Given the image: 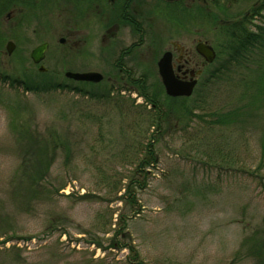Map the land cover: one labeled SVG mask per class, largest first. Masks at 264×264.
I'll use <instances>...</instances> for the list:
<instances>
[{"label": "rangeland", "instance_id": "374dc122", "mask_svg": "<svg viewBox=\"0 0 264 264\" xmlns=\"http://www.w3.org/2000/svg\"><path fill=\"white\" fill-rule=\"evenodd\" d=\"M247 1L226 7L241 15L260 0ZM51 2L35 4L34 20L27 16L34 23L19 30L17 55L6 50L12 34L0 35V76L19 80L0 77V264H264L255 254H264V92L256 72L264 56L209 81L211 69L225 64L230 19L213 7L207 18L194 9L188 26L182 21L193 17L189 10L178 17V45L196 55L197 40H206L217 59L194 68L203 73L191 97H161L179 115L156 134L139 116L143 97L109 83L108 19L83 18L91 4L83 0L72 21ZM99 9L101 16L107 7ZM262 17L264 11L250 17L245 28L256 32ZM68 27L90 46L67 66L90 57L104 82L64 78L59 40ZM159 28L164 38L172 33L167 24ZM43 42L50 43L47 73L29 59ZM144 59L133 75L162 89L149 50ZM232 118L237 122L227 126L219 121ZM54 131L60 140L45 145ZM43 145L48 154H30ZM149 145L157 161L141 165ZM30 155L41 156L40 186L24 184V173L34 172Z\"/></svg>", "mask_w": 264, "mask_h": 264}, {"label": "flooded vegetation", "instance_id": "af4514ba", "mask_svg": "<svg viewBox=\"0 0 264 264\" xmlns=\"http://www.w3.org/2000/svg\"><path fill=\"white\" fill-rule=\"evenodd\" d=\"M40 1L41 0H0V35H3L1 34L3 31L9 32V34H12L11 37L14 39V42L11 41L6 44V50L9 56L13 55L16 51V55L18 54L19 50H16L18 48V32L21 28L25 29L29 27L28 23L33 22L28 21L29 17L27 16H31L35 10L38 9V7L35 8V4H41ZM48 1H52V4L60 3L61 13L72 21L75 19L77 20V18L79 19V12L81 11L79 3L83 0ZM237 1L238 0H84V2H89V4H91L89 5V10L82 14L85 16L86 14L93 16V21H97L101 17L108 19L105 24L106 30L103 40L110 45L112 50L109 48V51L113 52V61L108 72L109 83L111 82L113 84L123 85L124 89H128V83L130 80L144 81L143 77L136 78L131 70L132 68H136V65L139 66L141 61L145 60L144 57H146L147 50L150 51V60H152L150 63L155 64L154 62H156L155 67L157 68V71L158 62L165 53L169 52L171 54V66L176 78L184 81L191 80L192 78L187 72L195 67H206L207 62H205L204 59H202V57L197 53L195 55L191 50L178 45V40H176L178 34L175 30H173L175 29L173 23H175L179 18H182V15L187 13L189 10L193 14V17L189 18L186 16L188 18H185L182 21L183 25L188 26L189 22H192L194 19V9L199 7L202 8H199V10H203L206 14L205 18L211 17L213 15H211L212 13L210 8L213 7L222 10L220 11V14H223L224 20L230 19L224 26H233L238 24V22L240 23L244 16L245 22H247L250 17L257 18L259 3L262 4L264 0H260L259 2L256 1L255 4L250 6L254 8L247 10L245 14H231L232 6L227 8L226 4H232ZM250 1L252 0H248L247 2ZM222 3L224 6L221 5ZM99 4L107 7L106 13L101 16L100 13L102 10L99 9ZM83 18H87V16ZM31 20H34L33 15L31 16ZM6 23L9 24V26H6ZM163 24H167L172 32L167 33L165 38L163 37L164 34H162V30L159 28H163ZM63 35L64 37L60 38L59 44L64 48L63 53L60 55L65 67L63 73L64 78L67 81H74L68 76V74L98 73V70L94 68L97 65L96 61L94 62V60L90 57H84L81 60L82 63L77 66V68L67 66L69 61L79 60L84 51L89 50L88 46L90 45H87V37L79 39L78 32L73 28L68 30L65 29ZM188 35V32H186V35H183L186 36V41L191 39ZM148 41L151 45L147 44ZM199 42L211 45L208 41L203 39H198L196 45ZM9 43L12 44L11 52L8 51ZM43 45L47 46L46 50L41 55L39 64H35L33 52ZM79 47H81L80 51ZM49 49L50 43L43 42L36 46L29 54L31 63L34 66H38L37 68L39 72H48V69L43 65V62L47 59ZM214 50L216 51L215 48ZM0 54H2L1 51ZM21 55L24 56L23 53ZM197 58H199L200 61L195 62V59ZM16 61L20 63V60ZM17 67L19 69V67L22 66L17 65ZM12 81L17 82L19 80L15 77ZM22 82L27 83L28 81L22 80Z\"/></svg>", "mask_w": 264, "mask_h": 264}, {"label": "trees", "instance_id": "16d2710c", "mask_svg": "<svg viewBox=\"0 0 264 264\" xmlns=\"http://www.w3.org/2000/svg\"><path fill=\"white\" fill-rule=\"evenodd\" d=\"M198 11L204 17L205 15L204 11L203 10H198ZM262 11H264V1L262 2V4L259 3V7L257 9L258 14H260ZM262 21H263L262 25L257 26L256 32L248 31L245 28L246 27L245 18L242 19L240 23L238 22V24H235L229 27H224V31L227 36L226 45L223 48L227 54L224 60L225 64L221 62L217 67H214L213 69H211L212 72H210V75L208 76L207 80L211 81V80L218 79L225 73V71L234 70V69L239 68L240 66H243L244 64H248V63L255 61L254 56L256 54H262L264 56V19L263 17H262ZM2 37H0L1 40H2ZM256 63H259L258 66L256 67L257 68L256 72H257L259 83H261V90L264 92V59H261L259 60V62H256ZM212 65H207V66H212ZM207 66L203 68H207ZM46 86H48L46 87L48 90H50V88L52 89V87L48 83L46 84ZM128 86H131V88L128 89L129 92L135 91L137 92L139 96L143 97V99L145 100V103H146L145 106H139L140 107L139 109H141V113L139 114V116L141 118H144L142 119L143 121L145 120V122H151L154 124V128L156 129V134L158 130L162 129V126L165 123H168L169 125L173 124L171 123V121L176 119L177 115H179V113H177L178 110L176 109L177 110L176 111V110L169 109L167 104L161 101L162 100L161 97L164 96L166 100H171V101L180 100V99L167 97L165 95L163 87L162 89L161 87L158 89L156 86H152V89H150L148 87V83L142 80H137V81L130 80L128 83ZM160 86L162 85L160 84ZM44 90H45V87H44ZM35 91L37 92V89ZM262 91H259V93L262 94L263 93ZM42 93H45V92H42ZM149 105H151L152 108L148 109ZM184 110H185L186 115H188V113L190 114L187 108H185ZM15 112L17 113L16 114L17 116H22L21 112L19 111H15ZM219 121L222 124L227 126L228 124L232 123V121L233 122L235 121L236 123L237 118H232L229 121L226 119H223V120L219 119ZM173 125L175 126L176 124H173ZM57 134L58 132L56 131L50 133L48 139L43 141V143L46 145V141L50 140L52 142L50 143L52 146L54 142H58V140H60L58 139L57 136L59 135ZM58 144L60 145L62 143L59 142ZM55 146L57 145L55 144ZM148 147H150V149L147 150L145 158L142 159L141 161V165L150 166L151 164H154L157 161L155 151L151 150L152 146L149 145ZM31 150L32 151L30 152V154L35 155L36 157H37V154H42V155L48 154V152H46L47 150H45L44 145L43 147H36L34 149L32 148ZM31 155L30 157H32L31 161H32L34 172L24 173V178H23L24 184L34 185L35 183L37 186H40V184L42 183L41 180H42V176L44 173L42 171V165L39 160L41 156H39L38 158L34 160V156H31ZM261 251L262 249H256L255 254H257L259 258L264 261V254Z\"/></svg>", "mask_w": 264, "mask_h": 264}, {"label": "water", "instance_id": "95a60500", "mask_svg": "<svg viewBox=\"0 0 264 264\" xmlns=\"http://www.w3.org/2000/svg\"><path fill=\"white\" fill-rule=\"evenodd\" d=\"M11 47L12 44L9 43L8 51L10 52ZM46 47V45H43L33 52V59L36 63L40 62L41 55L46 50ZM196 51L207 63H213L216 58L214 49L206 43L199 42L196 46ZM158 69L166 94L170 97H190L197 86L198 81L195 78L202 74V70H189L187 73L191 76V80L177 79L171 66V54L169 52L165 53L158 62ZM68 76L77 82L96 84L103 80V76L100 73L68 74Z\"/></svg>", "mask_w": 264, "mask_h": 264}]
</instances>
